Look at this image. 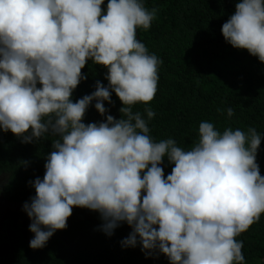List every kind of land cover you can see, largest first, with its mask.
<instances>
[{"label":"clouds","instance_id":"1","mask_svg":"<svg viewBox=\"0 0 264 264\" xmlns=\"http://www.w3.org/2000/svg\"><path fill=\"white\" fill-rule=\"evenodd\" d=\"M103 2L0 0V127L25 142L55 137L43 179L29 182L35 196L23 205L34 233L29 246L43 248L81 207L100 213L109 236L126 221L132 232L122 246L135 247L139 237L142 251L159 249L171 264H244L236 237L264 213L260 134L253 127L221 133L202 121L189 150L172 138L155 142L148 121L156 113L145 108V119L133 108L157 92L163 61L137 39L157 9L143 0H108L105 11ZM222 34L264 62V0L237 3ZM89 59L108 69L109 84L97 81L94 92L73 102ZM110 89L123 104L121 117L82 122L93 100L107 113ZM165 156L174 164L166 178Z\"/></svg>","mask_w":264,"mask_h":264},{"label":"trees","instance_id":"2","mask_svg":"<svg viewBox=\"0 0 264 264\" xmlns=\"http://www.w3.org/2000/svg\"><path fill=\"white\" fill-rule=\"evenodd\" d=\"M239 2L242 0H143L149 11L155 7L157 13L148 30L137 29V39L163 63L154 99L136 104L133 110L147 119L144 109L151 108L156 113L148 121L152 139L172 138L185 150L197 140L202 121L213 123L221 133L227 127L245 132L255 128L261 136L256 162L264 176V62L247 49L233 47L222 34V25ZM107 3L104 0L101 5L105 11ZM107 71L89 59L81 69L86 79L73 90L71 100L90 95L97 81L107 87ZM37 87L42 85L38 82ZM111 101H104L108 111L101 115L93 100L82 122H103L109 114L119 119L123 104L114 91ZM229 107L234 110L231 117L227 115ZM30 134L31 130L24 135ZM53 139L46 133L25 142L22 136L0 127V192L17 209L24 210V203L35 196L29 182L43 179ZM160 166L166 178L174 164L165 156ZM20 212L17 221L5 222L10 231L0 230V264H171L159 249L142 251L139 237L135 247L122 246L121 241L132 232L126 221L119 222L109 236L101 228L100 213L81 207H73L65 229L56 230L43 248L33 249L29 246L34 237L29 230L32 221L25 210ZM236 239L243 241L244 264H264V213Z\"/></svg>","mask_w":264,"mask_h":264},{"label":"flooded vegetation","instance_id":"3","mask_svg":"<svg viewBox=\"0 0 264 264\" xmlns=\"http://www.w3.org/2000/svg\"><path fill=\"white\" fill-rule=\"evenodd\" d=\"M2 178H0V190L2 192ZM0 192V230L1 231H10L11 226L8 225L4 227L5 222L7 220H18L19 216L22 214L20 211H24L22 208L17 209L18 207H14L15 203H11L2 197V193Z\"/></svg>","mask_w":264,"mask_h":264}]
</instances>
